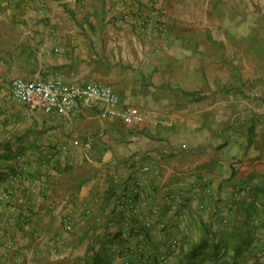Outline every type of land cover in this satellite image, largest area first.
Returning a JSON list of instances; mask_svg holds the SVG:
<instances>
[{
	"label": "crops",
	"instance_id": "crops-1",
	"mask_svg": "<svg viewBox=\"0 0 264 264\" xmlns=\"http://www.w3.org/2000/svg\"><path fill=\"white\" fill-rule=\"evenodd\" d=\"M59 72L155 122L14 99V78ZM263 251L264 0H0V264Z\"/></svg>",
	"mask_w": 264,
	"mask_h": 264
},
{
	"label": "built area",
	"instance_id": "built-area-1",
	"mask_svg": "<svg viewBox=\"0 0 264 264\" xmlns=\"http://www.w3.org/2000/svg\"><path fill=\"white\" fill-rule=\"evenodd\" d=\"M11 87L14 99L23 104L30 113L40 111L48 114H66L72 111L80 112L84 108L100 107L105 115L125 123L155 122L142 104L122 103L113 86L102 83L82 85L66 82L61 72L46 78L16 77L12 80ZM223 221L227 222V219ZM22 225L25 231H30L29 220L24 219ZM161 226L164 227V224ZM176 244L174 241V245ZM158 259L163 261L165 256ZM146 262L153 264L154 260L148 259Z\"/></svg>",
	"mask_w": 264,
	"mask_h": 264
}]
</instances>
